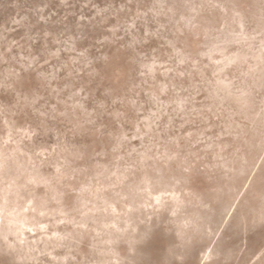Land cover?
<instances>
[{
  "label": "rangeland",
  "instance_id": "obj_1",
  "mask_svg": "<svg viewBox=\"0 0 264 264\" xmlns=\"http://www.w3.org/2000/svg\"><path fill=\"white\" fill-rule=\"evenodd\" d=\"M0 264H264V0H0Z\"/></svg>",
  "mask_w": 264,
  "mask_h": 264
}]
</instances>
